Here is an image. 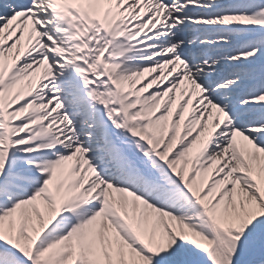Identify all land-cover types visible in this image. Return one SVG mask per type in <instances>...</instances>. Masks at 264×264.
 <instances>
[{
    "label": "snow or ice",
    "instance_id": "6c2138e0",
    "mask_svg": "<svg viewBox=\"0 0 264 264\" xmlns=\"http://www.w3.org/2000/svg\"><path fill=\"white\" fill-rule=\"evenodd\" d=\"M0 264H264V0H0Z\"/></svg>",
    "mask_w": 264,
    "mask_h": 264
}]
</instances>
